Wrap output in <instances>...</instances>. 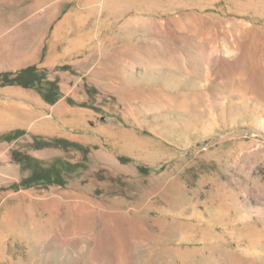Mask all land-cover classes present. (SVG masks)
<instances>
[{
    "label": "rangeland",
    "instance_id": "obj_1",
    "mask_svg": "<svg viewBox=\"0 0 264 264\" xmlns=\"http://www.w3.org/2000/svg\"><path fill=\"white\" fill-rule=\"evenodd\" d=\"M0 264H264V0H0Z\"/></svg>",
    "mask_w": 264,
    "mask_h": 264
},
{
    "label": "bare ground",
    "instance_id": "obj_2",
    "mask_svg": "<svg viewBox=\"0 0 264 264\" xmlns=\"http://www.w3.org/2000/svg\"><path fill=\"white\" fill-rule=\"evenodd\" d=\"M183 72H185V71H183ZM191 73L194 74V75L198 74V71H197L195 65H193V64H192V67H191ZM199 75H200V74H199ZM51 220H52V219H51ZM32 221H33V219H32ZM35 221H36V220H35Z\"/></svg>",
    "mask_w": 264,
    "mask_h": 264
}]
</instances>
